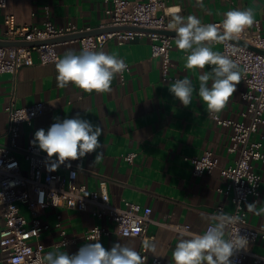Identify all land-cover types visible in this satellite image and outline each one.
<instances>
[{"label":"crops","instance_id":"crops-1","mask_svg":"<svg viewBox=\"0 0 264 264\" xmlns=\"http://www.w3.org/2000/svg\"><path fill=\"white\" fill-rule=\"evenodd\" d=\"M166 2L180 10L171 14L170 20L175 15L185 19L196 16L203 24L223 21L224 13L229 10L252 8L255 21H259L264 34V0H202L203 6L197 0ZM46 3L51 6V19L57 26L74 21L79 25L98 27L110 21L106 10L112 4L107 0H7V7H0V38L5 36L7 13L15 14L19 24L41 23L45 19ZM205 43L211 50L220 48V45L212 41ZM69 48L76 54L83 50L77 42L60 44L57 49L61 58ZM99 51L115 55L131 66L125 83L121 82L120 73L114 77L110 93H86L71 84L66 88L58 87L56 63L25 66L16 76L11 73L1 74L0 145L10 143L6 107L14 94L18 106L39 101L48 106L47 111L38 116L32 125H22L17 140L21 147L31 143L37 130L43 128L47 131L55 122L54 117L62 121L79 114L81 118L99 125L103 129L99 138L102 147L97 150L102 154L101 159L95 161L97 152H93L66 164L71 163L77 169L78 165H82V170L78 169V183L86 184L91 190L98 187L101 178H106L113 204L122 205L123 200L127 199L151 207L152 221L148 232L155 237L151 241L156 244V255L148 251L146 264H150L153 257H160L162 264H174L172 252L180 239L190 238L192 234H203L209 224L215 222L218 206L222 205L227 211L234 208L232 196L220 191L221 187L228 184V180L218 170L196 176L192 171V163L185 159L186 156L201 155L208 149L219 157L223 166L233 164L238 157L237 152L229 151L233 130L218 125L198 96V77L202 72H210L213 66H206L203 70L186 69L188 52L179 50L174 40L170 73L181 80L189 78L195 89L192 103L184 107L168 91V86L173 82L163 80L162 59L151 57V41L147 36L137 37L123 45L111 40ZM238 69L241 81L225 109L219 113L223 117L239 118L240 111L245 108L241 92L246 85L242 78L243 70L240 66ZM253 138L264 142V125ZM129 152H137L132 163L124 158ZM18 156L23 171L27 172L28 163L23 153ZM254 168L262 174L264 180V162H254ZM68 170V167L61 165L56 171L66 174ZM251 203H246V209ZM256 207H264V195L259 198ZM22 210L31 219L26 206H22ZM247 212L249 223L264 230V216H257L248 209ZM58 216L67 237L74 239L67 247L56 246L61 239L60 230L55 226ZM40 218L49 223L51 228L43 231L39 238L33 239V243L42 244L46 254L66 252L73 255L85 244L97 240L106 249H110L114 243H122L135 247L139 253L143 245L141 237L122 236L115 232L99 239H86L85 233L96 224L113 227L110 221L97 219L90 211L52 206L42 210ZM1 221L3 216L0 204ZM170 224L189 225L192 233L177 231ZM227 234L228 229L225 238ZM253 250L264 255V238L257 240ZM0 264H9L1 250ZM244 264H252L251 258Z\"/></svg>","mask_w":264,"mask_h":264},{"label":"built area","instance_id":"built-area-1","mask_svg":"<svg viewBox=\"0 0 264 264\" xmlns=\"http://www.w3.org/2000/svg\"><path fill=\"white\" fill-rule=\"evenodd\" d=\"M107 1L112 4L106 10L110 21L98 27L83 26L74 21L57 26L51 19L49 3L44 5L45 19L41 23L19 24L15 14L7 13L5 36L0 40L8 43L0 44V75L11 73L16 76L25 66L56 63L61 59L57 49L60 44L77 42L83 50L87 48L98 51L111 40L123 45L137 37L147 36L151 41V57L162 59L163 80L174 82L179 79L178 76L170 73L171 51L176 34L165 32L172 30L169 28V23L172 22L169 16L180 11L179 8L169 6L166 0ZM0 7L6 8L7 0H0ZM213 24L221 25L222 21ZM252 26L246 28L237 39L264 50V34L259 21L256 20ZM133 27L141 29H133ZM72 34L78 36L49 41ZM21 42L39 43L21 44ZM212 42L220 45L215 52L229 57L243 70L242 78L246 88L242 90L241 97L245 102V108L240 111L239 118L223 117L220 114L218 118H214L210 115L218 125L233 130L229 151L237 152L238 157L233 164L223 166L219 157L208 149L201 155L186 156L185 159L192 163V171L196 176L218 170L228 180V184L221 187L220 191L232 196L234 208L232 211H227L220 205L217 207L218 213L239 215L241 221L228 226L227 238L239 232L240 235L247 237L249 242L246 250H240L231 258L232 264H244L248 258H251L252 264H264V255L253 250L257 240L264 238V230L249 223L246 209L247 202L252 201L257 204L259 198L264 195L263 176L254 168V162H264V142L262 139L253 138V135L264 125V53L233 40ZM69 50L71 48L67 51ZM125 64L127 68L120 73L122 83H125L131 71L130 64ZM47 109L48 106L43 101L18 106L15 94L6 107L7 134L10 143L0 145V204L3 216V221L0 222V250L6 255L8 263L40 264L46 254L45 248L40 243L35 245L33 239L39 238L43 231L51 228L49 223L41 220L40 213L52 206L90 211L97 219H105L113 224L112 228L94 225L85 233L86 239H99L115 232L122 236L141 237L143 242L153 240L155 237L148 232L152 221L151 207L127 199L123 200L122 205L113 204L106 178H101L98 187L91 190L86 184L78 183L76 167L71 166L66 174L49 171L48 166L52 161H49L43 151L39 150L38 145L34 146L30 143L21 147L18 144L22 125H32L33 121ZM19 153H23L28 163L27 172L22 169ZM136 156L137 152H129L124 158L132 163ZM74 172L75 177L72 176ZM22 206H26L29 210L31 219L23 212ZM59 219L60 216L55 226L60 230L61 239L56 246L67 247L74 239L67 237ZM170 226L183 233H192L189 225L170 224ZM140 254L149 259L148 251L143 245ZM150 264H162V259L153 257Z\"/></svg>","mask_w":264,"mask_h":264},{"label":"clouds","instance_id":"clouds-1","mask_svg":"<svg viewBox=\"0 0 264 264\" xmlns=\"http://www.w3.org/2000/svg\"><path fill=\"white\" fill-rule=\"evenodd\" d=\"M197 2L203 6L202 0ZM254 22L255 13L252 8H248L227 11L221 25L203 24L196 16L185 19L180 15L173 16L169 23V28L176 32V47L188 52L186 69L203 70L206 66H213L210 72L199 75L198 96L214 118H218V114L225 109L236 92L241 72L232 59L211 50L205 42L236 39ZM55 67L58 87L66 88L71 84L86 93L102 94L112 91L114 77L123 73L127 65L115 55L85 48L79 54L67 51L56 62ZM168 91L184 107H188L192 103L195 89L192 81L186 77L171 83ZM53 119L55 122L49 129L37 130L31 141L52 161L48 166L49 171H56L61 165L71 168V163L66 162L79 160L93 152H97L95 161L101 159L102 154L97 150L102 147L99 138L103 129L99 125L81 118L79 114L62 121L58 117ZM77 167L82 170V165ZM72 176L75 177L76 173H72ZM256 205L248 204V211L264 216V207L257 209ZM214 220L203 234H192L190 238L180 239L172 252L174 264H232L231 258L240 250L247 249L248 239L239 232L225 238L228 226L241 221L239 215L221 212ZM143 248L156 255V244L153 241L145 240ZM146 261L147 256H142L135 247L114 243L110 249H106L97 240L85 244L73 255L48 252L42 257L40 264H146Z\"/></svg>","mask_w":264,"mask_h":264},{"label":"water","instance_id":"water-1","mask_svg":"<svg viewBox=\"0 0 264 264\" xmlns=\"http://www.w3.org/2000/svg\"><path fill=\"white\" fill-rule=\"evenodd\" d=\"M133 29H141V28H139V27H133ZM165 32L168 33V34H176V32L174 30H167ZM77 36H78V34H72V35H68V36H65V37L55 38V39H52V40H49V41H51V42H53V41H59V40H62V39H69V38H74V37H77ZM233 41H236V42L242 43V44H244V45H246L248 47L254 48L253 46H251L247 42H244V41L239 40L237 38L236 39H233ZM7 43L8 42H6V41H1L0 40V44H7ZM36 43H39V42H21V44H36ZM254 49H256L259 52L264 53V50L257 49V48H254Z\"/></svg>","mask_w":264,"mask_h":264}]
</instances>
